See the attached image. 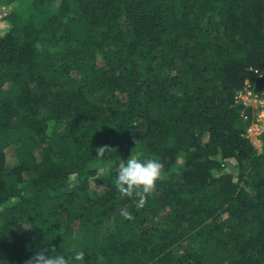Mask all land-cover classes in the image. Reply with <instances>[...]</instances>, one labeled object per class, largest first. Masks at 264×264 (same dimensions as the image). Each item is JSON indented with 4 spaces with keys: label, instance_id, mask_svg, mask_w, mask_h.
Returning a JSON list of instances; mask_svg holds the SVG:
<instances>
[{
    "label": "trees",
    "instance_id": "1",
    "mask_svg": "<svg viewBox=\"0 0 264 264\" xmlns=\"http://www.w3.org/2000/svg\"><path fill=\"white\" fill-rule=\"evenodd\" d=\"M23 1L0 6V264L52 247L264 264V132L257 151L233 102L245 79L264 87V0ZM130 156L164 163L139 209L99 176Z\"/></svg>",
    "mask_w": 264,
    "mask_h": 264
},
{
    "label": "clouds",
    "instance_id": "2",
    "mask_svg": "<svg viewBox=\"0 0 264 264\" xmlns=\"http://www.w3.org/2000/svg\"><path fill=\"white\" fill-rule=\"evenodd\" d=\"M137 142L135 141V144ZM111 150L114 149L108 145L98 146L96 159L103 160L105 154ZM112 172L115 173L114 186L119 193V198L133 199L135 206L139 209L145 206L147 197L155 191L156 182L163 178L164 163L151 158L141 160L137 156H130L127 160H121L115 168L105 165L100 169L99 176ZM119 214L125 219H132L131 213L127 209H121ZM54 252H56L55 247L41 249L24 261V264H71V260L79 262L84 260L83 251L75 252L72 258L49 254Z\"/></svg>",
    "mask_w": 264,
    "mask_h": 264
},
{
    "label": "built area",
    "instance_id": "3",
    "mask_svg": "<svg viewBox=\"0 0 264 264\" xmlns=\"http://www.w3.org/2000/svg\"><path fill=\"white\" fill-rule=\"evenodd\" d=\"M252 74L259 78L262 71L252 69ZM233 102L239 105L243 112L249 111V114L244 113L243 115L244 119L251 120L246 131L247 137L250 139L253 136L259 139L264 132V87L255 91L254 85L248 79H245L243 86L234 92Z\"/></svg>",
    "mask_w": 264,
    "mask_h": 264
},
{
    "label": "rangeland",
    "instance_id": "4",
    "mask_svg": "<svg viewBox=\"0 0 264 264\" xmlns=\"http://www.w3.org/2000/svg\"><path fill=\"white\" fill-rule=\"evenodd\" d=\"M5 3H6V0H0V6H4L3 8H4L6 11H8L9 8H11V6L8 5V4H5ZM25 3H26V1L24 0L23 3H21L19 6H22V5L25 4ZM11 5H15V6H16V5H18V3H17V1H13V2L11 3ZM8 28H9V25H8V23H6L5 21H2V22L0 23V30H1V32H5ZM250 139H251L252 144H253L254 147L256 148V150H257V151H260L261 148H262V147H261L262 145H261L260 138H259V139H256L255 137L251 136ZM204 140H206V135L203 137V141H204ZM6 161H7V163H8L9 165H12V164L15 163V158H14V156H13L12 149H8V150L6 151ZM101 229H102V226L98 227V228L96 229V231L92 234V236H93V237H97L98 234H99V232L101 231ZM75 242H76V244H78V243L80 242V237H77L76 240H75ZM175 251H176V252H180V250H179L178 248H175Z\"/></svg>",
    "mask_w": 264,
    "mask_h": 264
}]
</instances>
